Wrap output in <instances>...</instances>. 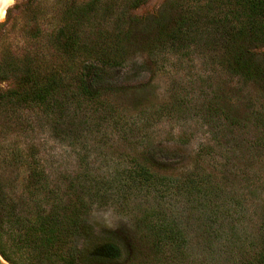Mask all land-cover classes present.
Masks as SVG:
<instances>
[{"label":"trees","instance_id":"1","mask_svg":"<svg viewBox=\"0 0 264 264\" xmlns=\"http://www.w3.org/2000/svg\"><path fill=\"white\" fill-rule=\"evenodd\" d=\"M148 1L58 0L50 14L29 0L7 13L27 19L20 27L19 54H0V240L5 222L14 248L27 256L21 264L112 263L125 245L95 234L88 212L94 202L133 200L147 204L135 228L148 238L153 254L148 264H216L215 255L222 264H264V206L257 229L247 235L238 228L244 197L225 194L207 168L163 175L159 150L149 144L143 122L135 116L122 123L113 106L102 101L116 87L108 75L128 69L130 35L137 29L133 19H140L133 13ZM147 27L151 38L138 48L154 69L199 57L215 71L210 111L222 114L229 99H239L240 88L252 87L247 100L253 108L246 109L264 129V0H173ZM221 82L229 85L227 96L221 95ZM85 105L105 111L101 123L117 133L127 153L117 152L118 164L108 176L93 173L87 157H81L77 190L69 191L74 198L65 204L56 189H49L45 143L35 141L34 130L52 128L57 139L83 146ZM29 113H35V126ZM259 142L264 150L263 136ZM21 185L23 196L17 193ZM18 205L29 218L16 216ZM185 212L195 223V237L182 223ZM72 237L81 240L78 248L70 245ZM0 254L10 261L1 245Z\"/></svg>","mask_w":264,"mask_h":264},{"label":"rangeland","instance_id":"2","mask_svg":"<svg viewBox=\"0 0 264 264\" xmlns=\"http://www.w3.org/2000/svg\"><path fill=\"white\" fill-rule=\"evenodd\" d=\"M28 1L17 0L15 5H24ZM30 1L35 3L33 6H38L50 14H53V9L58 8V0ZM172 1L149 0L133 13L140 19H133L137 29L130 35V64L128 69L108 75L116 87L103 94L102 101L108 106H113L116 111L114 114L120 116L118 118L122 123H125L126 119H134L135 116L140 119V124L143 122L149 135V144L159 150L156 161L161 164L158 168L163 175L184 176L190 170L203 172L207 168L216 175V180L225 188V194L244 197L243 203L246 207L243 208L244 215L241 214L243 219L241 227L238 228L247 231L249 235L257 229L264 206V150L259 148V140H262V136L264 138V129L260 127L261 122L247 111L253 108V104L247 99L254 94L255 89L243 86L240 88L239 99H229L223 106L224 112L214 114L209 107L213 90L217 86L214 80L215 71L200 64L199 57H195L192 62L183 61L180 66L172 62L174 64H168L162 70L153 68L147 54L138 48L139 43L144 45L143 42L151 38L152 32L147 24L159 20L163 10H167ZM13 7H10L7 13ZM7 13L4 21L0 22L2 25L9 20L4 29L0 28V35L4 38L0 43V54L8 51L19 54L23 48L20 27L27 21L26 15L19 16L16 11L10 15ZM16 21L17 26L12 28L11 24ZM222 82L221 95L224 91L227 96L229 85ZM92 108L93 106L85 105L82 112V130L88 131L85 133L86 141L83 146H73L65 137L64 140L57 139L52 128L45 132L34 130L35 141L45 143L49 189H56L57 195L65 204L72 203L74 198V194L69 191L77 190L74 179L75 175L82 171L79 161L81 157H87L88 168L90 167L93 173L108 176L118 164L117 152L127 153L123 148L124 144L118 140L117 133L105 128L107 125L101 123L100 120L106 117L105 111H92ZM29 117L35 126V113H29ZM82 130L80 129L81 132ZM206 149L208 154L204 155ZM22 187H17L20 196L24 195ZM23 201L24 198L21 199V202ZM146 208V202L138 200L127 204L94 202L90 207L87 219L94 233L117 238L125 245L124 254L108 264L150 263L153 254L148 238L135 228L136 220ZM14 213L18 217L29 218L28 212L20 205ZM188 216L186 212L180 215L183 225L187 226L191 231L190 235L195 237L196 233L192 232L195 223ZM8 226L4 222L1 227L3 237L0 245L10 257V261L4 259L3 263L21 264L27 256L14 248L15 242ZM69 243L78 248L81 240L72 237ZM215 259L216 264H222L218 255H215Z\"/></svg>","mask_w":264,"mask_h":264},{"label":"clouds","instance_id":"3","mask_svg":"<svg viewBox=\"0 0 264 264\" xmlns=\"http://www.w3.org/2000/svg\"><path fill=\"white\" fill-rule=\"evenodd\" d=\"M17 0H0V22H3L7 10L16 4Z\"/></svg>","mask_w":264,"mask_h":264},{"label":"flooded vegetation","instance_id":"4","mask_svg":"<svg viewBox=\"0 0 264 264\" xmlns=\"http://www.w3.org/2000/svg\"><path fill=\"white\" fill-rule=\"evenodd\" d=\"M3 260H4V258L0 255V264H4L3 263ZM5 261V260H4Z\"/></svg>","mask_w":264,"mask_h":264}]
</instances>
